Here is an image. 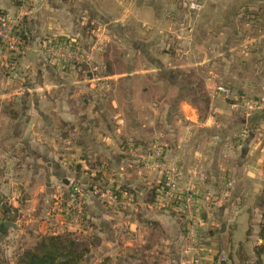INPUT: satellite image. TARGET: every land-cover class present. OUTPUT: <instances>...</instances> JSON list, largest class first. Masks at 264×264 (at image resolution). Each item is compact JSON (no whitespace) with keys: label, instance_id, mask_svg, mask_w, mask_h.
Wrapping results in <instances>:
<instances>
[{"label":"crops","instance_id":"crops-1","mask_svg":"<svg viewBox=\"0 0 264 264\" xmlns=\"http://www.w3.org/2000/svg\"><path fill=\"white\" fill-rule=\"evenodd\" d=\"M158 1L0 0V13L21 21L24 35L16 53H9L0 43V164L7 167L0 171V187L28 188L31 192L24 200L29 206L20 209L19 201L11 200L17 215L11 216L15 225L0 234L3 264L23 245L32 246L41 235L65 230L80 235L77 238L82 240L92 237L90 255L98 260L101 256L130 260L128 253L146 259L161 249L155 241L171 244L172 238L181 240L188 226L186 215L164 209L154 200L164 173L144 169L133 151L125 147L130 140H156L165 146L166 163L179 170L180 186L197 195L194 228L197 232L202 227L208 235L211 255L217 251L211 235L217 228L226 240L225 249L237 253L235 264H264V242L260 240L264 237V109L243 115L214 93L200 113V104L184 92L164 110L167 115L180 116L163 119L154 114L162 101L152 102L147 93L139 100L128 96L121 103L103 101L102 105L87 94L78 100L85 86L75 79L77 70L61 72L50 65L46 54L49 40L67 35L81 38L86 23L103 19L100 13L115 25L133 23L140 32L145 27L163 32L170 23L167 19L175 21L177 13L161 3L166 0ZM261 3L264 0H209L203 7L204 36L197 43L210 48L202 56L207 90L213 91L222 79L235 93L264 97V24L257 21L244 39L237 30L250 27L238 20L239 12L260 8L264 6ZM189 26L194 29L198 24ZM77 38L74 40L79 41ZM139 38L142 43L146 41ZM248 38L255 43V53L239 55L238 46L247 43ZM213 44L218 46L216 50L211 49ZM148 71L129 67L126 80L129 84L143 81L146 87L152 86L155 83L148 80ZM170 81L179 92L195 86L176 75ZM111 104H118L124 114L113 116L117 110L111 112ZM243 131L246 136L237 146ZM13 154L20 158L15 168L4 159ZM45 156L58 158L59 163L53 159L55 165H40L39 157ZM68 167L74 169L78 180L94 188L105 175L108 184L103 193L133 199V203L122 206L108 201L101 192L109 203L103 206L95 195L99 191L89 192L84 201L85 220L75 223L56 205L61 196L56 182L64 178L60 175L68 172ZM68 190L63 195L65 203L69 200ZM32 208L35 211L30 213ZM172 250L170 263L179 264V253ZM182 256L181 264H191L190 246L182 245ZM206 259V264H213L211 258Z\"/></svg>","mask_w":264,"mask_h":264},{"label":"rangeland","instance_id":"rangeland-1","mask_svg":"<svg viewBox=\"0 0 264 264\" xmlns=\"http://www.w3.org/2000/svg\"><path fill=\"white\" fill-rule=\"evenodd\" d=\"M149 1H152V3H155L156 1L157 4L160 2L158 0ZM208 1L209 0H203V7H205V4H207ZM161 3H164L166 6H168V10L170 12L175 11L177 13V16H175V21H172L169 18L167 19L170 23L166 28H164L163 32L161 31V29H157L154 27H145V29L140 32V29H138L137 25H134L133 23L132 26L129 23H126V27L122 26L124 24H120L121 26H119V24L115 25L114 23L106 19L105 14L100 13V15L102 16H100L99 18L103 17V19H97V22H93L92 24L86 23L85 28L82 27L83 33L81 35V38L79 36H76L78 37L77 39H79V41L74 40L76 37L73 35L66 36V39H73V41L71 42L73 46H78L79 48V50L77 51L76 61L74 63L63 66L50 61L52 63H50V65L53 68L60 70L61 72H65L68 69L77 70L78 74L75 76V79L81 80V84L85 86V89L82 88L81 92H79V96L77 98L78 100H80L81 95L83 96L87 94V96H90L91 98L99 102L100 105H102L103 101L108 103H118V101H120L121 103L123 100H127L128 96L139 100L144 98L142 94L144 95L147 93L149 95L148 98L152 100V102L160 103L162 101L161 106L159 104L157 105L160 110L157 113L154 112V114H157L158 116L162 115L163 119L168 118V116L169 118L180 116V113L167 115L164 110L179 93L183 94L184 92L190 96V99L192 101L200 104V113H203V109L206 107V101H208L207 99H212V94L214 95V93L223 98V100L226 101L227 105L231 109L235 108L236 110H239L243 115L246 114V111L243 108L242 104L244 100H252L262 103L263 106L258 111L263 110L264 97L261 96L248 95L247 93L238 94L231 90L232 96L230 98L222 97L216 91V86L218 84H225L230 87V84H228L226 81H222V79L219 80V82H221H218L217 85H215L214 89L212 88L213 91H209L205 88V83L208 82V80L206 74L203 72L205 62L202 59V56L204 55V53H208L210 48H208V45L197 43L200 42L199 40L201 39L202 35L204 36V33L202 32L203 30L201 28L202 20L204 19L205 15L203 7L199 11H190L186 9V6H184L182 0H166L162 1ZM215 3L217 2L215 1ZM263 4L264 3H261V5ZM257 15L259 17L258 19ZM237 18L240 22H247L248 27L250 25L249 28L237 29L239 31L238 36L240 35V38L244 39L247 32L248 34H251V32L253 31V29L251 28H253L252 26L257 21H260L262 25L264 24V6L246 11L241 10ZM176 19L178 20L177 22ZM193 24L195 26L198 24V27L192 29L189 25ZM255 31L256 30H254V32ZM192 32L193 34H191ZM139 35L142 38H139ZM154 35H158L156 37L157 43L154 41ZM61 38H64V36H62ZM138 38L144 39L146 41L142 43L137 40ZM57 39L58 38H52V40L49 41L53 42ZM217 47L218 46L215 44L211 45V49L213 48L216 50ZM237 51L239 55H252L256 51L255 43L248 38L247 43L238 46ZM129 60H131V64L129 63ZM129 67H136L138 69H150L148 73H150L151 76H147V78L148 80H152L155 84L149 87H146L145 82L143 81H134L129 84L128 80H126L127 77L125 76V72H127ZM174 75L179 77L182 82L194 84L195 86L193 87V89L188 88L187 90L185 89L181 92L177 91L175 86L172 85L170 81V77ZM226 76L229 75L227 74ZM214 78L219 79L218 76H214ZM46 98L50 99L51 97H49V95H46ZM111 107V112L117 110L113 113V116L118 117L124 114L122 108L118 104H111ZM68 129H70V127H68ZM141 142L142 141H138L137 143L133 140H130L124 144L126 148L130 149L129 151H133L137 146H140L141 148H144L149 152L153 147L158 146L163 151V161L165 166H171L167 165L168 162L166 163L163 150L165 146L161 144L160 141L152 140L150 142ZM15 154L4 157V159L8 161L13 168L18 166V163H20V158L16 156L17 154ZM39 158L41 163L40 165L46 166L47 162H52V164L55 165V162L53 161L54 158L52 159L51 156ZM135 158L138 159L144 169L158 171L157 169L146 167L144 161H142L140 158ZM54 160H56V163H59L58 158ZM36 164H39V162L37 163V160ZM69 168L70 167H68V172L60 175V178H64L59 179L56 182L58 189L61 190V192H59L61 196H59L57 200L58 203L61 202L63 205H65V199L63 196L65 190L69 189L68 192L70 198V188L72 185L77 184L83 189L84 201L86 199L87 193L93 191L95 192L96 190H98V194H95L98 198V203L103 206L109 205V203L105 201L102 196H100V193L105 192L107 189L105 188V185L108 184L105 180V175H102L101 179L99 178L100 176L97 177L98 179H100V182L94 188L93 186L91 187L89 183L86 184L85 182H81L80 180H78L74 169L70 170ZM2 169H7V167H2V165L0 164V171ZM4 173L6 174V171H4ZM57 174H59V172ZM178 175L180 183L181 175L179 170ZM30 195L31 192L28 188L19 189L14 186L0 187V224L6 220L12 221L11 216L17 215V208L15 209L11 203V200H14L13 198L19 201L18 205L21 209L22 206H29V203H25L26 201L24 200ZM196 196L197 195H195V197ZM132 201L133 199H129L128 206L133 203ZM21 202L23 203L22 205ZM58 203H56V205ZM34 211L35 210H33V208L29 210L30 213H33ZM186 222L188 223V218H186ZM8 227L9 226H7L4 230H6ZM1 230L2 228H0V234L2 236ZM63 232L71 231L65 230ZM218 232L219 229L216 228V230L213 232V234L215 233V235L211 234L214 237L213 240H215L217 243L215 245L217 251L215 253H212L213 255H211L210 251L208 252V235L205 233V231H202V227L199 228V231H195V235L193 236H190L187 233L186 228L185 232H183V235L180 236L181 240H179V237L172 238L174 242L171 244L166 241L162 242L160 239L155 241L158 243V245H162L160 250L159 248H157L159 251L158 253L153 252L146 259L142 258V256L136 253H128L127 255H130V260L127 261L129 264H171L170 260L172 257L170 256V252L171 248H173L172 251H174V253H179V264H181L182 261L180 260V258L183 257V245L184 248L190 246L193 251V257L198 247H200L205 254V256L203 254L202 257L206 259V256H208L209 258H211V262L213 264H235L234 257L237 253H234L235 250H233L232 248L229 252L225 249L227 247L226 240H224ZM259 232L262 233V230H260ZM71 233L76 237L80 236L78 234H75L74 232ZM155 233L159 234V232L157 231H155ZM263 238L264 237L260 238L262 242H264ZM167 239L171 238L167 236ZM83 241L89 244V253L87 254L82 264H96L103 258L110 257L101 256V258L99 256L101 259L98 260L96 256H91L90 244L93 242L92 237L89 236L87 239H83ZM259 244H261V242H259ZM169 245L171 248L169 247ZM28 247L31 246L23 245V249H26ZM23 249H21L18 253H20ZM17 256L18 255L16 254L11 260H7L5 264H17ZM110 258L112 261H117L116 259H118L119 257L115 258L114 256ZM1 260L2 259L0 257V264H3ZM248 264H250V262H248Z\"/></svg>","mask_w":264,"mask_h":264},{"label":"built area","instance_id":"built-area-1","mask_svg":"<svg viewBox=\"0 0 264 264\" xmlns=\"http://www.w3.org/2000/svg\"><path fill=\"white\" fill-rule=\"evenodd\" d=\"M183 2L190 11H199L204 5L203 0H183ZM22 34L21 21L7 14L0 13V43L6 51L11 54L16 53L23 42ZM72 41V39L66 38H58L53 42L50 41L46 50V54L50 61L60 64L61 66L74 63L79 48L78 46H73L71 43ZM216 91L224 98H230L232 96L231 88L225 84H218L216 86ZM242 104L247 114L259 110L263 106L262 103L252 100H244ZM245 136L246 132L243 131L235 144L241 146ZM133 155L144 161L146 167L157 169L164 173V181L161 185L159 198L156 202L164 209H173L177 212H183L188 218L187 233L190 236L195 235V193L180 186L178 169L175 166H165L163 151L158 146L153 147L149 152L137 146L133 150ZM102 195L107 197L108 201L115 202L122 206L129 204V200L125 197L117 198L111 193H102ZM57 207L64 209L65 214L71 216L75 223L83 222L85 220L83 189L77 184L72 185L70 188L69 200H67L65 205L59 202ZM202 256L203 251L198 247L192 259V264H206Z\"/></svg>","mask_w":264,"mask_h":264},{"label":"trees","instance_id":"trees-1","mask_svg":"<svg viewBox=\"0 0 264 264\" xmlns=\"http://www.w3.org/2000/svg\"><path fill=\"white\" fill-rule=\"evenodd\" d=\"M161 185L155 189V201L159 198ZM260 246L262 244H259ZM88 253L89 244L71 232L45 234L31 247L17 254V264H82ZM116 260L112 261L110 257H105L96 264H129L127 259Z\"/></svg>","mask_w":264,"mask_h":264},{"label":"water","instance_id":"water-1","mask_svg":"<svg viewBox=\"0 0 264 264\" xmlns=\"http://www.w3.org/2000/svg\"><path fill=\"white\" fill-rule=\"evenodd\" d=\"M14 225H15V224H14L12 221H9V220H6V221L2 222V223L0 224V228H2L1 233L4 234V232H5L4 229H5L7 226H14Z\"/></svg>","mask_w":264,"mask_h":264}]
</instances>
